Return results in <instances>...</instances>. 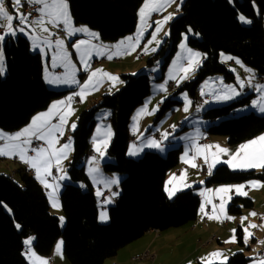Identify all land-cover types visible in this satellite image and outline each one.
<instances>
[{
	"label": "trees",
	"instance_id": "trees-1",
	"mask_svg": "<svg viewBox=\"0 0 264 264\" xmlns=\"http://www.w3.org/2000/svg\"><path fill=\"white\" fill-rule=\"evenodd\" d=\"M142 2L67 0L73 23L86 25L105 42L119 40L135 30ZM239 14L247 18V25L241 23ZM263 17L264 0L183 1L179 15L169 23L164 42L147 58L144 68L137 74H120L121 87L117 91L101 94L79 113L75 129L70 132L72 154L66 166L68 181L59 193L63 229L59 216L51 211L44 188L32 174L22 167L14 174L0 172V264H29L23 253L24 241L29 236L34 237L32 247L39 254L48 255L61 236L68 264H103L147 230L164 231L192 223L199 208L195 189L179 190L171 198L165 190L166 177L177 166L181 147H170L165 154L147 149L138 158L129 155L131 116L150 94V68L161 62L158 79L162 78L182 34L189 29L192 35L188 36L187 43L201 51L203 59L195 77L181 83L178 90H187L194 100L197 87L206 77L220 75L225 81L234 80L233 72L219 59L220 51L229 52L251 66L263 78L260 81H264ZM2 48L6 71L0 75V128L14 131L63 96L67 89L48 87L43 78L42 57L32 50L26 36L7 40ZM251 95L246 93L228 103L205 106L202 117L209 121L208 134L225 136L227 144L235 145L263 132L264 113L259 115L250 110L235 115ZM173 97L160 103L157 118L166 111H174L180 104ZM103 109L109 112L113 134L102 170L120 176L117 199L107 208L105 224L98 219L96 197L84 168L96 114ZM256 178L264 180V169L233 170L222 163L214 168L204 185ZM253 205L250 197L234 196L227 210L236 215ZM237 231V241L242 245L240 230ZM249 260L244 251H237L229 256L227 264H247Z\"/></svg>",
	"mask_w": 264,
	"mask_h": 264
},
{
	"label": "crops",
	"instance_id": "crops-1",
	"mask_svg": "<svg viewBox=\"0 0 264 264\" xmlns=\"http://www.w3.org/2000/svg\"><path fill=\"white\" fill-rule=\"evenodd\" d=\"M22 1L23 0H21V4H22ZM5 2L7 3V6H8L7 11L9 12V14H12L14 16L12 24L14 22H17V25H13V28L15 29L17 27H21L22 25L19 24L18 19H15V15L18 10L20 13H22V6H14L12 3V0H6V1L4 0V6H5ZM144 3H145V0L138 8V17H137L138 19L140 17L139 11L142 8V5ZM154 15L156 14H152L151 17H153ZM38 16H39V13L37 12V15L35 16L33 20L37 19ZM31 21L32 20H29V22ZM0 23H4V21L0 20ZM263 24H264V17H263ZM46 26L49 28L50 32H52L53 34L55 33L56 27H52L51 25H46ZM72 26L76 28H80L86 25L75 24ZM86 28L89 29L90 32L97 33L93 31L92 29H90L89 27H86ZM0 29L3 30L2 32H0V34H3L4 28L0 27ZM25 32H28L29 35L33 34L31 23H29V27L25 28ZM18 35L26 36L32 47V41L29 39V35H25L22 32H17L15 36H12L11 34L5 35V39L3 41L5 42ZM35 35L37 37L44 38V37H47L48 34L41 33L39 29H36ZM59 39H63L65 41V46H67L68 49L72 52L70 59L73 60V62H75L76 64V66L74 65L75 67L73 69L75 72V79L77 78L76 75L79 74L81 71H83L82 64L77 58L75 49L72 47V45L75 44L78 40H86V41L91 40L92 44H95L97 46L104 45L109 51H114L115 49H113L112 46L120 45L121 42L124 41L125 43L121 45L120 47L121 52H125V50L129 49V42L125 39V37L120 38L119 40H116V41L105 42V41H101L100 39L98 40L92 39L86 33H77L75 36H72V37H67L66 34L64 33V35L59 37ZM52 41H55V40H52ZM131 43L135 44V50L130 51V54H122L120 56H115L112 59H108L107 55L97 56L95 53H93L91 60L93 62L97 61V59H100V60L98 63L94 65L92 70L102 69L104 71V66L102 62H107L110 66H106V68L112 71L113 76L119 78V81L115 83L112 81L106 82L105 91H101V89L103 88L102 87L103 82H102L99 84L98 91H90L88 94L85 95V98L81 100L80 96L76 95V93L80 92L81 90L80 85H83L85 83V81L88 79V75L83 79H79V83H76V84H63V83L53 84L54 87L58 86L57 88L67 89V92L60 98L52 101L48 105V107L34 114L32 119L23 127L17 130H14V131H4L0 129V132L6 135H14L20 132L21 130L25 129L26 127H28L32 123L34 117L42 113H46L53 103L58 102V101H63L67 97L72 96L73 97L71 101L72 111H71V114L67 117V122L63 125V135L60 136L59 134H57L58 143L56 144V147L59 148L61 145L64 144L62 142H64L65 140H69L70 132L72 131L71 125L72 124L76 125V121H77L79 113L90 104V101L97 99L100 96V94L104 92L112 91L113 89L120 87L121 85V81L119 77L120 73L122 74L123 72H128L130 74H134V72L138 71V69L140 71L143 68V64L140 62L146 59L147 52L146 51L139 52L140 54L143 55L142 58L136 57V54H137L136 52L138 51V47L140 45H138V42L135 40L132 41ZM42 48L46 50L47 46L43 43L41 39L40 47L36 48L35 50L40 53L42 52L41 51ZM32 50L34 49L32 48ZM194 50H195L194 52L201 54L199 58L200 63H201L203 59V54L201 53V51L197 49H194ZM66 51L68 53V50ZM40 55L42 57V53H40ZM219 57H220V60L222 58L221 61L227 64L229 67L231 65L230 70L234 74V78L236 80L235 83H237L240 91H236L239 93V95L232 96L231 99L219 98V97L224 96L225 94L231 95V93H224L222 91H218L216 93L217 97L215 96L214 103H219V104L228 103L231 100L236 99L239 96L246 94V93H252V96L254 97L264 96V92L257 91V87H256V86H264V83H261L262 81H258L257 74L255 73L253 69H251L247 65L241 64V61L233 56L229 60H226L227 58L224 56L221 57L220 54H219ZM114 58H119V60L114 61ZM49 60H51L50 53L48 55V61ZM237 60L240 63H237L236 62ZM133 63L134 65L132 66ZM86 73H84V75ZM50 76H51V73H50ZM80 78H82V76ZM238 81L243 82V85H244L243 90L240 87V83ZM160 103L161 102L159 101L157 106H159ZM139 107L138 109L136 108V110L133 112L134 113V115L132 114L133 117L131 116V121L129 125V133L134 136L135 140L134 142L128 144V153H129L130 146H133V145L141 149L139 154L142 151H145L147 149L156 150L159 153H161L170 147L180 146L181 154H180V159H179L177 168L181 167L182 172H186V179L182 181L179 179H175V180H171V183H168L170 179L173 177V175H175L173 170L169 171L168 172L169 175H167L166 180H165V189H166V184H167V188L169 191L177 192L176 191L177 188H179V190H184L187 188L195 189V193L199 197V208H198L196 219L192 223L184 225V227H181L180 229H177L176 231H170L171 229L164 230V231H157L154 229L147 230L146 232H144V234L140 238L128 244L127 245L128 247L126 249H124L125 248L124 247L118 250V252L114 256L107 259L104 264H145L144 262L137 263V262L132 261L131 259L129 260L128 255L130 253H135V255L140 254L144 252L145 249H148V248L150 249L151 251L150 253L153 257L144 259V260H152L151 261L152 264H185V263L191 264L194 260H196L197 262L205 263V264L220 263L221 258L210 257V254L215 253V252H221L228 259L230 254H233V252L242 251L241 249L243 247L248 246V244L246 245L244 243V228H246L249 224L261 226V227L249 229V232L252 233L251 243L249 245L251 246L252 242L257 239H262V241H264V180L260 178H256V179H249V180L240 181V182L239 181L238 182H228V183L213 184V185L206 186L204 185V181L209 176V174L207 171V166L203 171L202 169H200L201 163H204L202 157H197V159L195 160V163L198 165L195 168L191 167L188 163H185L184 160L182 159V157H184L185 153L187 152L188 153L187 159L191 160V157L193 156L195 152L194 146L219 145L220 147L228 150V154H223V153L219 154V159L222 162L218 164H222L223 161L229 160L230 155L236 153L241 145L248 143L249 141L253 139L258 138L261 135H264V131L254 137L245 139L235 145H230V144H227L226 137L208 134L206 129L208 127L209 121L203 117H202V120H194V121L190 120L192 117L180 118L179 122L181 123V127L179 128L176 126V124L173 125V123H171V125H166L167 122L172 118L171 115H166L161 118L158 117V119H156L157 118L156 117L155 120L152 121V118L155 113L152 110L156 109V107H152V102L147 103L146 106H142L140 108ZM145 108H146V112L142 111V110H145ZM249 110H252L257 113V111H259V108L254 107V106L243 107L240 110L236 111L235 115H238L243 112H247ZM60 111H63V108H61ZM105 117H106L105 114H102L101 118L99 116L96 118L95 126L90 136V142H91L90 146L92 148L89 150L86 156V159L84 161V168L90 178L93 191L96 197L99 221H101L100 220L101 213L107 212V208L113 203H115L117 199L116 190L118 188L119 182L116 184H109L107 183V181H110L113 178H115L117 181L120 180L119 175H116L115 173H105L102 171V167H101L102 163L107 159V148L112 139V134L110 133V136L108 135V133L110 132L109 125H107V123H109L108 116L104 120L103 118ZM193 117H197L196 113L195 115H193ZM101 120H104V122H102ZM50 123L51 124L59 123V113H54V115L50 118ZM173 126L175 127L173 128ZM167 127H170L173 132L168 133L165 130V128ZM188 127L189 129H187ZM154 131L159 132V139H156L153 136ZM163 133H168L167 138H164V136L162 135ZM94 139H95L96 144L100 147L101 151L104 153L103 156H101L100 153L95 150ZM149 140L161 141L160 148H152V147L145 146L147 145ZM104 142H106V145H107L106 147L104 146ZM3 144H4V141L0 140V146H3ZM27 147L29 149L27 152V155L34 156L35 153L31 151L32 148L30 147V145H28ZM37 147L46 148L47 144L45 143V146H37ZM215 152H216L215 148L206 150V154H209L210 158H211V153H215ZM71 154H72V151L70 149V151H68V154H67V159L62 160L61 162L60 167L62 169H64V167L67 166V162L70 160ZM93 158H95V163L90 164L89 161L93 160ZM218 164H216L215 167ZM224 164L228 165L227 163H224ZM53 166L55 167L54 176L51 177L50 173H41L40 177L38 178L36 171L33 168L29 167L28 164L21 162L18 156H11V155L0 156V172L14 174L15 171L21 167L27 170L30 174H32L35 177L38 183L44 188L51 206H52V201L49 198V192H51L52 189L45 187V182L47 184L53 185L54 187L56 185L59 186L58 191L55 193V196H56L57 202L60 205L59 193H60V190L63 184L68 181L66 169L62 171H58L54 161H53L52 167ZM51 169H50V172H51ZM90 169H97V170L90 171ZM259 169L260 168H256L255 170H259ZM247 170H250V169H247ZM181 173L178 175H175V177L179 178L181 176ZM61 176H64L65 178L59 179V177ZM201 181H203V183H201ZM253 181L258 182L259 185L261 186L254 187V188L245 187L243 191L247 193L246 195L247 197H250L253 199L254 207L251 209V211L243 210L240 213L241 217L239 219V222L234 224L235 219L228 220V219H224L223 216H221L220 220L208 218V215H220L219 207H217L215 212H213L212 205L215 204L219 206L221 202L220 200L221 196H223L227 200V203L225 205L227 216L228 214H230L227 210L228 203L230 201L227 199L228 196H230L231 198L234 196H245V195L236 194L234 189L228 194H223V193L218 194L215 192L217 188H220L223 186H238L242 184L249 185V183ZM185 184L190 185V187H184ZM80 186L84 187V185L82 184H80ZM106 191H108L107 194H106ZM166 192L168 194V191ZM113 193H116V195H113ZM106 200H110L111 202L106 203L105 202ZM209 200L211 201V203H208ZM202 204L205 205V213H208V215H205L204 213L201 212ZM53 212L58 214L57 216H59V219L63 217L61 206L59 208H56V210ZM250 213H256L257 215L251 216L249 215ZM242 217L247 218L246 220L243 221V223H241ZM224 220H226L228 224H226L225 226H221ZM233 229H236V240L235 242H232V243H226L225 241H228L232 238ZM237 230H240L242 245L239 244L237 241L238 240ZM60 242H62V239L61 241L60 239L56 241L54 247L52 248V250L50 251L48 255L39 254L35 252L31 245L29 247L31 248V252L35 253V257H39L47 261V264H68L64 254L62 253V249H61V254L56 253V246ZM262 245L264 248V243H262ZM249 250L251 251L250 255L253 256L254 253L251 247L249 248ZM171 253L174 254V258H172L169 262H166L164 259L167 256H169ZM193 254H195L196 257H192ZM24 255L30 264H35V257H31L28 254V250L26 251ZM250 259H253V258L250 257ZM260 260H264V259H256L255 261L258 264ZM247 264H254V261L247 263Z\"/></svg>",
	"mask_w": 264,
	"mask_h": 264
},
{
	"label": "snow or ice",
	"instance_id": "snow-or-ice-1",
	"mask_svg": "<svg viewBox=\"0 0 264 264\" xmlns=\"http://www.w3.org/2000/svg\"><path fill=\"white\" fill-rule=\"evenodd\" d=\"M30 4L40 5V7L37 9V12L39 13V16L37 19L32 20L29 22V14H24L20 12H16L15 19L19 20V24L22 25L21 27L13 28V19L14 16L12 14H9L7 9L4 6V0H0V20L4 21V23H0V27L4 28V33L0 34V42H2L5 39V35L11 34L12 36H15L17 32H22L25 35H29L28 32H25V28L29 27V23L32 25V31L33 34L29 35V39L32 41V48L36 49L40 47L41 39L43 43L49 48H53V41L50 39L53 36V33L49 31V28L46 25H51L52 27H60L63 26V31L66 34L67 37L75 36L77 33H86L88 34L92 39H99V36L97 33L90 32L89 29L86 27H80L76 28L72 26V18L71 14L68 10V3L67 0H27ZM174 2V0H145L144 5L139 11L140 16V25L138 26L137 34L135 37H128L126 40L129 42V49L125 50V52H121L120 47L125 42L122 41L120 45H113L112 48L115 49L114 51H109L106 46L104 45H95L91 43V40H78L75 44L72 45V47L75 49L77 58L82 64V68L85 72H88L90 68V60L93 56V53H95L97 56H105L107 55L108 59H112L115 56H120L122 54H130V51L135 50V44L131 43L132 41H137L142 36L144 31V25L146 23L147 17L151 14L153 11H161L164 7L168 6L170 3ZM12 3L14 6H21V0H12ZM179 8V6H178ZM172 19V15L169 14L168 16H165L162 20L156 22V31L152 34L153 41H156V33L160 31L163 24L167 23L168 20ZM240 20L247 23L248 21L245 20L243 16L240 17ZM39 29L41 33H47V37L40 38L35 35V30ZM191 31V29H189ZM167 35V33H165ZM158 44L159 41H156ZM55 51L52 56V67H63L65 69V73L63 76H46V81L49 84H76L78 83L75 79V72H74V65L71 62V59L65 50V41L63 39L57 38L54 42ZM183 48L184 46L181 45ZM145 50L147 51V46H145ZM153 51L155 49H152ZM43 51V49H41ZM200 53L193 52L191 50H188L187 55V66L183 67L181 71L184 73L183 76H181L177 80V85H179L181 80L187 79L189 73L194 72L195 69L200 64ZM228 59H231L229 57ZM237 63H240L238 60ZM5 65H4V54H3V48L0 46V75H3L5 73ZM47 72V69H46ZM107 78L108 80L112 82H118L119 78L112 76L109 73L104 72L102 69H95L90 72H88V79L85 81L83 85H80L81 91L79 93H76V95H79L81 100L85 98V95L88 94L90 91L95 90L100 83L103 82V79ZM169 79H176L175 76H170ZM239 82V81H238ZM167 83V82H166ZM240 87L243 88V82H239ZM257 91L264 92V86H256ZM159 90L166 91V87L164 85L158 86ZM228 92L231 93V95L225 94L222 97H219L221 99H231L232 96L239 95L238 92H236L235 89H233L231 86L228 87ZM73 97L69 96L63 101H58L53 103L49 110L46 113H42L36 117L33 118L32 123L26 127L25 129L21 130L20 132L14 134V135H6L2 132H0V140L4 141L3 146H0V156H18L21 162L26 163L29 165V167L33 168L38 178L40 177L41 173H50V169L52 167L53 161L55 162V165L57 167L58 171H62L63 169L60 167L62 160L67 159L68 151L71 149V139L69 138V143L61 145L59 148L56 147V144L58 143V136L63 135V125L67 122V117L71 114V101ZM185 111H187L188 108V101L187 97L185 95ZM163 102V101H161ZM253 106L258 107L259 110L264 113V96H261L260 100L253 101ZM61 108H63V111H60ZM146 112L145 110H142ZM153 112L156 111V109L152 110ZM54 113H59V123L57 124H51L50 118L54 115ZM72 129H75V124L71 125ZM175 126H173L174 128ZM110 136V132L108 133ZM164 138H167L168 133L162 134ZM23 138V139H22ZM32 139H35L37 141H44L47 144V147H37L32 148L31 151L35 153L34 156H28V145L32 143ZM161 141H155V140H149L147 147L152 148H160ZM104 146L106 147V142H104ZM94 147L97 152L100 153L101 156L104 155V153L101 151L100 147L96 144L94 139ZM195 152L193 156L191 157V160L187 159L188 153H185V156L182 157L185 163H188L191 167L195 168L198 165L195 163V160L197 157H202L205 165L207 166L208 174H212V170L215 167L216 164L221 163L222 161L219 159V154H228V150L225 148L220 147L219 145H204V146H194ZM216 149L215 153H211V158L209 154H206V150L210 149ZM141 151L140 148H137L135 145L130 146L129 149V155L136 156ZM90 164L95 163V158L93 160L89 161ZM223 163H227L230 168L233 170H247V169H264V135H261L260 137L253 139L249 141L248 143H245L239 147L236 153L230 155V159L227 161H223ZM97 169H90V171H96ZM64 176L59 177V179H64ZM184 180L186 179V172H182L181 176L179 178L173 177L170 179L168 183H171V180ZM109 184H116L118 181L113 178L110 181H107ZM203 183V181H201ZM258 182H250L249 185H238V186H223L220 188H217L215 190L216 193H223L228 194L233 189L235 190V193L238 195H247L243 189L245 187H260ZM45 187L51 188L52 191L49 192V198L52 201V206L54 208H59L60 205L57 202L55 193L58 191V185L55 187L53 185L47 184L45 182ZM184 187H190V185L185 184ZM166 191H168V195L171 198L175 191H169L166 184ZM179 188L176 189L178 191ZM211 191V190H209ZM203 194V193H202ZM99 195V193H98ZM113 195H116V193H113ZM228 200L231 199L230 196L227 198ZM220 204L219 206L213 204V212H215L216 208L219 207L220 215H208V213H205V205H201V212L205 215H208L209 219H216L220 220L221 216L224 217V219L231 220L233 217L227 216L226 214V208L225 205L227 203V200L221 196L220 197ZM106 203H110V200H106ZM208 203H211L209 200ZM251 216H256V213H250ZM61 222H63V217L60 218ZM108 219V216L106 212H102L100 215L101 221H106ZM246 217L241 218V223H243L244 220H246ZM19 228L20 226L17 225ZM261 227L254 224H249L246 228H244V243L247 244L249 239L252 237V233L249 232L250 228H256ZM232 238L228 241H225L226 243H232L236 240V229L232 230ZM33 238L26 239L24 241L25 245L30 246ZM261 243H264V241H261ZM62 249V242L58 243L56 246V253L61 254ZM28 254L31 257H35V253L31 252V248H28ZM210 257L215 258H221L220 264H227V257L221 253V252H215L211 253ZM35 264H47V261L35 257ZM254 264H257L256 261H254ZM258 264H264V260H260Z\"/></svg>",
	"mask_w": 264,
	"mask_h": 264
},
{
	"label": "rangeland",
	"instance_id": "rangeland-1",
	"mask_svg": "<svg viewBox=\"0 0 264 264\" xmlns=\"http://www.w3.org/2000/svg\"><path fill=\"white\" fill-rule=\"evenodd\" d=\"M6 1V0H5ZM24 1V0H23ZM23 1H22V3H23ZM144 1V0H143ZM183 1L184 0H174V2H172V3H170L168 6H166V7H164L161 11H153V12H151V14L149 15V18L147 17V20H146V23H145V25H144V31H143V34H142V36L139 38V40H138V45H140L139 47H138V51L136 52L137 54H136V57L138 56V54H139V52H144V51H146L145 50V46H147V57H146V59L145 60H143V61H141L140 63H142L143 64V68H144V65L146 64V60H147V58H149L153 53H155L157 50H158V48L161 46V44L164 42V39L166 38V36L168 35V28H169V23L171 22V20H173L175 17H177L178 15H179V8H180V6H181V4L183 3ZM143 3V2H142ZM141 3V4H142ZM144 5V4H143ZM142 5V6H143ZM21 6H22V13H23V5L21 4ZM178 6H179V8H178ZM5 8L6 9H8V6H7V3L5 2ZM38 9V8H37ZM68 10H69V8H68ZM18 12H19V10H18ZM36 14H37V10H36ZM152 14H156V15H154L153 17H151V15ZM169 14H171L172 15V19H170V20H168L167 21V23H165V24H163V26L161 27V29H160V31L159 32H157L156 33V41H159V43L157 44L156 43V41H153V39H152V34H153V32H155L156 31V22L157 21H160V20H162L165 16H168ZM36 16V15H35ZM241 16H243L244 18H245V20L246 21H248L247 20V18L244 16V15H242V14H239V19H240V17ZM35 18V17H34ZM33 18V19H34ZM33 19H30L29 18V20H33ZM241 21V20H240ZM140 23H141V21H140V17H139V19L137 18V23H136V27H135V30L131 33V34H128V35H126L125 36V39L126 38H128V37H135L136 36V34H137V30H138V26L140 25ZM241 23H243V24H245V25H247L248 23H249V21L247 22V23H245V22H243V21H241ZM13 25H17V22H14L13 23ZM72 25H75L74 23H73V20H72ZM80 25H84V24H80ZM84 27H87V26H84ZM58 28H60L61 29V31H62V33L61 34H59L58 33ZM56 27V31H55V33L54 34H56L57 35V38H59V37H61L62 35H64V31H63V26L61 25L60 27ZM3 31V30H2ZM1 31V32H2ZM94 31V30H93ZM189 31V30H188ZM96 32V31H95ZM165 33H167V35H165ZM53 34V35H54ZM189 35H192V30L191 31H189V32H184L183 34H182V38H181V40H180V42H179V44H178V48H177V50L175 51V53L173 54V56L171 57V59H170V62H169V64H168V67H167V69L165 70V72H164V74H163V76H162V78H160V79H158V77L160 76V74H161V70H160V64H161V62H157L155 65H153L151 68H150V70H151V74H152V76H150V94L147 96V98H146V100L144 101V103L142 104V106H146L147 105V103H150V102H152V107H156V111H155V113H154V116H153V118H152V121H154L155 120V118H156V115H157V112H158V110H159V106H157V104H158V102L160 101H163L165 98H167V97H169V96H174L173 98H176V99H178L179 101H181L180 102V104H178V105H176L173 109H174V111L172 110V111H166L162 116H160L159 118H161V117H164V116H166V115H171L172 116V118L167 122V124L166 125H171V123H173V125H175L176 124V126L177 127H181V123L179 122V119L180 118H189V117H192L190 120H192V121H194V120H202V115L201 116H197V117H193V115H195V113H197V112H201L202 111V109L205 107V106H207V105H211V104H219V103H214V101H215V96L217 97V95H216V93L218 92V91H222V92H224V93H229L228 92V87L229 86H231L233 89H235L236 91H240V89H239V87H238V85H237V83H235L236 82V80H235V78H234V80H232V81H225L224 79H223V77L222 76H220V75H212V76H208V77H206L200 84H199V86L197 87V95H196V97H195V99L193 100V98L189 95V93L187 92V90H185V89H182V90H178V88H179V85L181 84V83H183L184 81H187V80H190V79H192V78H194L195 77V71H196V69H195V71L194 72H191V73H189V75H188V78L187 79H184V80H181L180 81V83H179V85H177V80L181 77V76H183L184 75V73L181 71V69L183 68V67H186L187 66V55H188V50H191V51H195L194 49L195 48H193V47H191V46H189L188 45V43H187V38H188V36ZM56 38V39H57ZM51 40H56V39H52V38H50ZM53 42H55V41H53ZM3 44H4V41H2L1 42V45L3 46ZM181 45H183L184 47L182 48L181 47ZM150 48V49H149ZM43 49V51L42 52H40V53H42V62H43V78H44V80L46 81V76H50V73H51V75H55V76H62V75H64V73H65V69L63 68V67H52V56H53V54H54V51H55V47H54V44H53V48L52 49H49L48 47L46 48V50L44 49V48H42ZM152 49H155L154 51L152 50ZM65 50H68V55H69V57L71 56V51L68 49V47L67 46H65ZM33 51H36L35 49L33 50ZM49 53H50V57H51V60H49L48 61V55H49ZM219 54L221 55V57H226L227 59L226 60H229L228 58L229 57H231L232 58V55H230V53L229 52H226V51H220L219 52ZM74 59V58H73ZM137 59H139V58H137ZM219 59H220V57H219ZM99 60L100 59H97V61H95V62H93L92 60H90V68H89V70H88V72H90L92 69H93V67H94V65L96 64V63H98L99 62ZM221 60H222V58H221ZM105 61V60H104ZM71 62H72V64L73 65H75L76 66V64H75V62H73V60H71ZM120 62V61H119ZM103 63V66H104V72H106V73H109V74H111L112 76H113V74H112V71L110 70V69H107L106 68V66H110L107 62H102ZM118 63V62H117ZM224 63V62H223ZM225 64V63H224ZM241 64H243V65H247L248 67H250L251 69H253L251 66H249L248 64H246V63H243V62H241ZM134 65V63L132 64V66ZM226 65V67L227 68H229V69H231V65H230V67L227 65V64H225ZM46 69H47V72H46ZM254 70V69H253ZM255 71V70H254ZM88 72L86 73L84 70L83 71H81L79 74H77L76 76H77V78H76V81L79 83V79H83V78H85L87 75H88ZM137 72L139 73V69H138V71H136V72H134V73H136L137 74ZM84 73H86L85 75H84ZM123 73H128V72H123ZM256 73V72H255ZM121 74V73H120ZM82 76V78H80V77ZM170 76H175L176 77V79H169V77ZM119 77H120V75H119ZM258 77V76H257ZM259 78V77H258ZM262 78V77H261ZM262 80H263V78H262ZM108 81H110V80H108L107 78H104L103 79V83H102V89H101V91H105V85H106V82H108ZM258 81H260L259 79H258ZM47 82V81H46ZM167 82V83H166ZM261 83H264L263 81L261 82ZM47 85H48V87L51 89H54V88H57V87H54V85L53 84H49L48 82H47ZM161 85H164L165 87H166V91H161V90H159V88H158V86H161ZM56 86V85H55ZM121 87V86H120ZM120 87H118V88H116V89H113L112 91H107V92H104V93H112V92H115V91H117ZM98 88H99V85H98V87L95 89V90H93V91H98ZM242 90H243V88H242ZM81 91V90H80ZM103 94V93H102ZM249 94V93H248ZM101 95V94H100ZM185 95H186V97H187V101L189 102L188 103V108H187V111H185L184 109H185V103H186V101H185ZM200 95V96H199ZM207 96V95H210L211 97H212V99L210 100V101H205V102H199L197 99L198 98H200L201 96L202 97H204V96ZM260 98H261V96H259V97H254V96H250L249 97V101H247L244 105H242V106H240V107H252L253 106V101H257V100H260ZM93 100V99H92ZM90 103H91V101H90ZM142 106H140V107H142ZM139 107V108H140ZM138 109V108H137ZM250 111V110H249ZM249 111H247L246 113H248ZM257 113L259 114V115H263V113L259 110V111H257ZM256 113V114H257ZM102 114H105V116L107 117L108 115H109V112H108V110L107 109H103V110H100L96 115V118L99 116L100 118H101V116H102ZM241 114H245V113H241ZM133 115H134V113H133ZM106 117L105 118H103L104 120L106 119ZM133 117V116H132ZM156 119H158V118H156ZM104 120H101L102 122H104ZM107 125H109V129H110V133L111 134H113V132H112V127H111V124L110 123H107ZM167 128H168V131H167ZM167 128H165V130L168 132V133H171V132H173L172 131V129L170 128V127H167ZM1 129V128H0ZM170 129V130H169ZM187 129H189V127L187 128ZM5 131V130H4ZM156 132L158 133V137H155L156 135ZM154 131V134H153V136L156 138V139H159V132L158 131ZM130 135H132V134H130ZM219 136H222V135H219ZM132 140H130V141H128L129 143H132V142H134V136L132 135ZM225 137V136H224ZM70 139H71V136H70ZM62 143H64V144H66V143H69V140H65L64 142H62ZM128 143V144H129ZM45 144V143H44ZM90 145H91V142H90ZM45 146V145H44ZM37 147V146H36ZM35 148V147H34ZM92 147L90 146V149H91ZM71 151H72V141H71ZM143 152L144 151H142L139 155H136V156H134L135 158H138L141 154H143ZM167 152V150H165V151H163V152H161V154H165ZM178 165V164H177ZM54 167V166H53ZM102 167V166H101ZM203 168H206V165L204 164V163H201V165H200V169H202V171H203ZM66 169V167H64V169L63 170H65ZM173 171H174V173H175V175H178V174H180L181 172H182V168L181 167H178L177 168V166L175 167V168H173L172 169ZM171 170V171H172ZM178 170H180L179 172H177ZM255 170V169H254ZM260 170V169H259ZM103 171V170H102ZM258 171V170H257ZM110 175V174H109ZM117 175V174H116ZM169 175V174H168ZM54 176V175H53ZM52 177V176H51ZM67 178H68V176H67ZM120 181V180H119ZM118 181V182H119ZM240 182V181H239ZM219 184H221V183H219ZM174 187V186H173ZM172 187V188H173ZM116 191H118V190H116ZM108 193V191H106V194ZM246 196V195H245ZM114 204V203H113ZM253 207H254V205H253ZM252 207V208H253ZM252 208H250V209H243L244 211H251V209ZM56 210V208H54L53 206H51V211L53 212V211H55ZM242 210V211H243ZM54 213V212H53ZM55 215H58V214H56V213H54ZM106 214H107V212H106ZM107 216H108V214H107ZM228 216H230V217H233V219H235V221H234V224L235 223H237V222H239V219H240V217H241V215L240 214H236V215H232V214H228ZM232 219V220H233ZM105 222L107 223L108 222V219L106 220V221H102V223L103 224H105ZM59 224H60V228L61 229H63V227H64V220H63V222H59ZM226 224H228V222L226 221V220H224V224H221V226H225ZM182 227H184V226H182ZM181 227H177V228H170L171 230L170 231H176L177 229H180ZM168 230V229H167ZM29 238H33L34 239V237L33 236H29V237H27L26 239H29ZM25 239V240H26ZM33 239H32V241H33ZM58 239H60V241H61V239H62V253H63V238L61 237V236H59L58 237ZM57 239V240H58ZM56 240V241H57ZM137 240V239H136ZM261 241H262V239H257V240H254L253 242H252V244H251V246L249 245L250 243H251V238L249 239V241H248V246H250L251 247V249H252V246L255 244V243H257L258 244V246H259V248L261 249V251H262V254L260 255V256H258V257H254L255 256V254L253 255V256H251L250 254H251V251L249 250V249H247L246 248V246L245 247H241L242 249V251H244V253H245V255L247 256V257H251V258H253V259H250L249 261H248V263H250V262H252V261H255L256 259H264V248H263V245H262V243H261ZM56 243V242H55ZM132 243V242H131ZM130 244V243H129ZM246 244V245H247ZM55 245V244H54ZM128 245V244H127ZM124 246L123 248L124 249H126L128 246ZM31 246H32V243H31ZM28 247L29 246H27V245H25V243H24V254L26 253V251L28 250ZM54 247V246H53ZM122 249V248H121ZM120 250V249H119ZM145 251H148V253H149V256H147V257H145V258H143V259H139V260H132L131 259V257L132 256H135V253H130L129 255H128V258H129V260L131 259L132 261H134V262H144L145 264H152L151 263V261L152 260H144V259H148V258H151V257H153L152 255H151V251H150V249L148 248V249H145ZM252 251H253V249H252ZM143 253V252H142ZM142 253H140V254H142ZM234 253V252H233ZM253 253H254V251H253ZM153 254V253H152ZM136 255H139V254H136ZM231 255V254H230ZM192 257H196V255L195 254H193L192 255ZM26 258V257H25ZM172 258H174V254L173 253H171L169 256H167L164 260L166 261V262H169ZM109 259V258H108ZM27 260V259H26ZM107 260V259H106ZM106 260H105V262H106ZM104 262V263H105ZM29 263V262H28ZM103 263V264H104ZM193 264H197L198 262L196 261V260H194L193 262H192ZM191 263V264H192ZM201 263V262H200ZM30 264V263H29ZM185 264H188V263H185ZM203 264H205V263H203Z\"/></svg>",
	"mask_w": 264,
	"mask_h": 264
},
{
	"label": "built area",
	"instance_id": "built-area-1",
	"mask_svg": "<svg viewBox=\"0 0 264 264\" xmlns=\"http://www.w3.org/2000/svg\"><path fill=\"white\" fill-rule=\"evenodd\" d=\"M22 5H23V13H24V14H29V13L31 14V15L29 16L30 19H33V18L35 17V15H37V14H36V10H37V8L39 7V5L30 4V3L27 2V0H24L23 3H22ZM1 31H2V29H0V32H1ZM58 33H59V34L62 33V31H61L60 28H58ZM51 38H52V39H56V38H57V35L54 34ZM138 56H139V57H142L141 54H138ZM258 79H259V80H262L261 77H259ZM211 99H212V97H211L210 95H207V96H204V97H200V98H198L197 100H198L199 102L202 103V102H205V101H210ZM169 130H170V129H169ZM167 131H168V128H167ZM155 135H156L155 137H158V133H157V132H156ZM132 138H133L132 135H129L127 141L132 140ZM128 143H129V142H128ZM44 145H45V144H44L43 141H37V140H35V139H32V143L30 144V147H31V148H34V147H36V146H44ZM204 169H205V168H203V170H204ZM179 171H180V170H178L177 172H179ZM53 175H55V167H52L51 172H50V176H53ZM222 224H224V222H222ZM261 254H262V251H261V249L259 248V249H258V253L255 254V257H258V256H260ZM147 256H149L148 251H144L142 254L132 256L131 259H132V260H135V258H139V257H147Z\"/></svg>",
	"mask_w": 264,
	"mask_h": 264
},
{
	"label": "bare ground",
	"instance_id": "bare-ground-1",
	"mask_svg": "<svg viewBox=\"0 0 264 264\" xmlns=\"http://www.w3.org/2000/svg\"><path fill=\"white\" fill-rule=\"evenodd\" d=\"M140 54V53H139ZM142 55V54H141ZM143 56V55H142ZM137 57H139V56H137ZM139 58H142V57H139ZM119 60V58H114V61H118ZM200 96V95H199ZM206 96V95H205ZM202 97V96H201ZM196 115L197 116H201L202 115V112H200V113H196ZM252 249H253V251H254V254H257L258 253V249H259V246H258V244L257 243H255L253 246H252ZM143 258H145V257H139V258H135V260H139V259H143Z\"/></svg>",
	"mask_w": 264,
	"mask_h": 264
}]
</instances>
